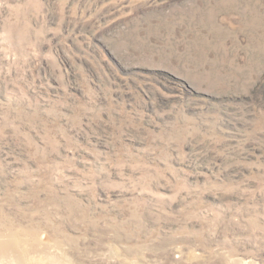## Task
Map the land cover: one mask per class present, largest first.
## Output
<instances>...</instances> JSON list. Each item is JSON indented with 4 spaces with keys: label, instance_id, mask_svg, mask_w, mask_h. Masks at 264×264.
<instances>
[{
    "label": "rangeland",
    "instance_id": "obj_1",
    "mask_svg": "<svg viewBox=\"0 0 264 264\" xmlns=\"http://www.w3.org/2000/svg\"><path fill=\"white\" fill-rule=\"evenodd\" d=\"M19 260L264 264V0H0Z\"/></svg>",
    "mask_w": 264,
    "mask_h": 264
},
{
    "label": "bare ground",
    "instance_id": "obj_2",
    "mask_svg": "<svg viewBox=\"0 0 264 264\" xmlns=\"http://www.w3.org/2000/svg\"><path fill=\"white\" fill-rule=\"evenodd\" d=\"M16 245V244H15ZM24 261V260H23ZM19 263H21V264H25V262L23 263V262H21L20 260H19ZM32 264V263H31ZM34 264H36V263H34ZM38 264H45L44 262L43 263H38ZM56 264H61L59 261H57L56 262Z\"/></svg>",
    "mask_w": 264,
    "mask_h": 264
}]
</instances>
